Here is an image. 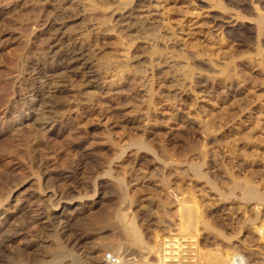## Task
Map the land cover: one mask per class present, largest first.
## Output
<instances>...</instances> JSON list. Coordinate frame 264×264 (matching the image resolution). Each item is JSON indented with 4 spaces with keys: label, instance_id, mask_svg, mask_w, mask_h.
<instances>
[{
    "label": "rangeland",
    "instance_id": "rangeland-1",
    "mask_svg": "<svg viewBox=\"0 0 264 264\" xmlns=\"http://www.w3.org/2000/svg\"><path fill=\"white\" fill-rule=\"evenodd\" d=\"M141 2L0 0V264H264V0Z\"/></svg>",
    "mask_w": 264,
    "mask_h": 264
},
{
    "label": "bare ground",
    "instance_id": "bare-ground-1",
    "mask_svg": "<svg viewBox=\"0 0 264 264\" xmlns=\"http://www.w3.org/2000/svg\"><path fill=\"white\" fill-rule=\"evenodd\" d=\"M139 2V1H138ZM144 3V0H142ZM141 2V3H142ZM147 2V1H146ZM140 4V2H139ZM137 5V4H136ZM145 5V4H143ZM246 5V4H245ZM142 6V5H141ZM220 17V16H219ZM212 18V17H211ZM223 18V17H221ZM227 18V17H225ZM224 19V18H223ZM229 19V18H228ZM232 19V18H230ZM219 20V19H218ZM264 20V19H263ZM223 21V20H221ZM260 21V20H259ZM262 21V20H261ZM221 24V23H220ZM231 22H226V25L229 29H232L231 32L235 31L234 27H230L229 25ZM262 24V23H261ZM171 25V24H170ZM220 26V25H219ZM225 26V25H224ZM218 28V26L216 27ZM237 30V29H236ZM222 31V29H221ZM230 31V30H229ZM228 31V32H229ZM230 33V32H229ZM238 33V32H237ZM240 34V33H239ZM230 35V34H229ZM231 37V36H230ZM232 38H235L232 36ZM237 39V38H236ZM234 40V39H233ZM239 40V39H238ZM70 64V63H69ZM73 67V66H72ZM226 70V69H225ZM191 71V70H190ZM188 73V72H187ZM192 74V73H191ZM188 76V74H186ZM190 75V74H189ZM186 76V78H187ZM229 76V75H228ZM227 76V77H228ZM191 77V76H190ZM231 78V77H230ZM192 79V77H191ZM190 79V80H191ZM227 79V78H226ZM230 80V79H229ZM233 80V79H232ZM256 129V128H255ZM257 130V129H256ZM261 132V131H260ZM251 133V132H250ZM252 134V133H251ZM250 138V137H249ZM257 141V140H256ZM263 141V140H262ZM196 174L199 175V172L196 171ZM253 193L251 192L250 195ZM63 211V210H62ZM122 224H123V231L125 233L126 238L134 245L140 246L142 249L147 251L148 253H151L152 256H154L157 259V264H187L188 262H194L198 264L200 263L199 261H196L194 258H188V257H196V251L193 245H184V243H187L186 238L182 239H165V241H162L161 238L160 241L158 240L157 244L154 246H148L144 243L142 239V235L140 233V230L138 227L133 223V220L131 218H127L126 216L122 219ZM257 232L261 238H264V223L258 227ZM181 236V235H180ZM159 237V236H158ZM186 239V240H185ZM189 240V239H188ZM190 240H192L190 238ZM195 240V239H194ZM191 250V251H186V250ZM199 249V248H198ZM199 256V254H198ZM201 256V255H200ZM148 258V257H146ZM222 258V257H221ZM224 258V257H223ZM199 259V258H198ZM195 260V261H194ZM202 261V260H201ZM107 264H114L112 262H107ZM118 264V263H115ZM125 264V263H124ZM131 264V263H129ZM132 264H153L151 262H148L147 259L141 260V261H133ZM155 264V263H154Z\"/></svg>",
    "mask_w": 264,
    "mask_h": 264
},
{
    "label": "built area",
    "instance_id": "built-area-1",
    "mask_svg": "<svg viewBox=\"0 0 264 264\" xmlns=\"http://www.w3.org/2000/svg\"><path fill=\"white\" fill-rule=\"evenodd\" d=\"M264 234V233H263ZM105 261L106 262H112V263H118V260L116 259V257L113 254H107L105 256Z\"/></svg>",
    "mask_w": 264,
    "mask_h": 264
}]
</instances>
